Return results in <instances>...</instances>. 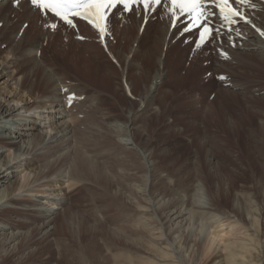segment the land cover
Listing matches in <instances>:
<instances>
[{
	"label": "rangeland",
	"instance_id": "obj_1",
	"mask_svg": "<svg viewBox=\"0 0 264 264\" xmlns=\"http://www.w3.org/2000/svg\"><path fill=\"white\" fill-rule=\"evenodd\" d=\"M186 25L184 23L182 27ZM46 32L43 30L40 36L43 43H46ZM80 37L83 36L75 35L72 40L84 43V37ZM198 37L199 33L191 42L195 43ZM214 38L215 34L208 47V64L200 65L187 54L182 59L176 52L167 56L170 47L165 48L161 67L163 76L157 90L149 96L147 90L157 68L158 57H154L152 62H146L136 56L140 48H145L143 40H133L124 49L117 44L112 51L98 44L89 48L88 55L96 57L93 64L96 65L98 61L114 69L95 76L85 75L84 71L83 74H78L73 70L77 68L74 67L76 63L68 55L58 57L53 69L56 88H62L65 92L64 104L69 111L66 118H73L75 135L82 137L86 152L93 161L96 176L89 171L80 170L85 182L70 189L67 197L62 195L61 202L55 205L54 222L59 229L53 230V233L43 235L38 231V225L22 224L23 230H30L27 231L28 234L31 232L28 235L30 239L26 242L29 247L33 246V252L37 254H26V261L80 264V259L87 257L85 260L92 264H107L113 260V256L120 261L129 257L140 264H147L149 260L155 264L157 253L166 245H157L150 239L149 228H161L165 225L162 229L166 231V238H171L164 216L166 205L156 203L160 198H174L177 205H190L198 186L207 204L212 203L215 192L221 195L224 204L226 194L230 199L234 190L241 187L256 193L258 186L264 183V74L249 72L244 63L234 60L233 71L218 69L212 71V75L205 80L200 76V80L191 81V68L198 67L202 75L206 70L215 68ZM115 51H120L121 59L114 58ZM123 52L128 54V60ZM75 53L79 52L75 50ZM40 54L39 50L38 55ZM31 55H34V51ZM47 59H55L52 52H48ZM19 65L17 64V68L22 72L30 67V63L24 60H20ZM137 65H140V70H137ZM175 72L176 75L173 74ZM221 76L225 79H220ZM7 79L8 75H3L0 82ZM126 84L130 86L133 96L130 92L126 94ZM218 90H226L228 93L232 91L229 94L234 95V98H220L224 105L227 103L221 113V107L216 104L217 96L211 101ZM70 96L73 97L71 101ZM208 102L211 103L207 105ZM132 114L137 117L131 123ZM114 122L133 124V136L130 137L139 147L134 142L124 145L123 136H117L109 128V124ZM37 164L43 166L46 161L40 160ZM208 173L212 179L207 178ZM22 195L28 198L26 193ZM31 213L28 211L21 216L32 222L34 216ZM64 218L66 221L69 219L67 225L70 226L67 229L63 226ZM196 220L191 225L195 232L199 228ZM259 220L262 224L261 218ZM14 222L20 224L18 219ZM257 229L259 230V225ZM190 233L191 231H184L186 240L182 242V252L185 254L190 251ZM27 243L23 244L27 246ZM171 248L175 255H179L177 248ZM93 250L96 255L91 259L88 254ZM105 255L107 256L104 257ZM13 256L14 254H7L0 262L14 264L16 257Z\"/></svg>",
	"mask_w": 264,
	"mask_h": 264
},
{
	"label": "bare ground",
	"instance_id": "obj_2",
	"mask_svg": "<svg viewBox=\"0 0 264 264\" xmlns=\"http://www.w3.org/2000/svg\"><path fill=\"white\" fill-rule=\"evenodd\" d=\"M250 2L252 6H241L250 22L246 23L237 18V23L228 25L220 18L213 19L216 28L220 29L218 33H214L215 38L213 39L215 68L206 70L202 75L198 67L193 69L191 66V81L200 80V76L205 80L212 75L214 70L218 69L233 71L235 70L232 65L234 60L244 63L249 72L257 71L264 74V36L257 31V29L264 31V0H250ZM188 22V17L185 15L173 25L171 15L163 5L150 10L147 14L141 7L129 13L118 7L108 15L107 31L102 40L97 28L86 20L76 19L74 29L58 17H54L53 14H45L29 0H0V80L3 75H8L7 80L0 82L1 260L5 259L7 254H14L13 257H16V260H13L14 264H43L25 260L26 254H32V256L37 254L33 252V246H28L26 241L30 239L28 235L31 232L28 234L30 230H27L28 232L23 230L22 224L26 226L29 223L36 227L39 226L38 231L43 235L51 234L53 230L59 229L55 227L53 210L56 208L55 205L61 202V196L67 197L70 189L76 187L78 183L85 182V177L79 173L80 170L89 171L90 174L96 176L93 161L86 152L82 137L75 135L73 118H66L69 111L64 104L63 94L65 92L62 88H56L53 69L57 65L58 57L68 55L73 59V63H76L74 67L77 68L73 70L78 74H83L84 71L85 75L95 76L107 70L111 71L113 67L107 64L102 65L98 61V65L93 64L96 57L88 55V50L92 46L96 47L98 44L112 51L116 49L117 44L124 49L133 40H143L145 48H140L136 56L146 62H152L154 57H158L157 68L147 90L149 96L157 90L163 76L161 67L165 48L170 47L167 56L176 52L181 59L187 54L192 61H198L200 65L209 63L208 47L212 39L200 48H196V43H192L191 39L199 33V29L184 32L182 26ZM52 24L56 27L52 28ZM43 30L47 31L44 36L46 43H43L40 37ZM78 34L84 37V43L72 40V37ZM39 50L40 55H38ZM75 50L79 53H75ZM33 51L34 55H31ZM49 51L55 58L52 61L47 59ZM119 52H113L117 60L121 59ZM224 53H227V56ZM124 56L128 60V54ZM20 60L30 63L27 71L22 72L20 68H17ZM136 67L140 70V65ZM125 91L127 95L130 92L133 96L128 84L125 85ZM229 93L226 90H218L212 97L211 101L217 96L216 104L221 107L219 113L225 109L227 104L224 105V101L220 98L222 96L234 98V95ZM210 103L208 102L207 105ZM135 116L134 114L130 116L131 123L135 121L137 117ZM131 123L114 122L109 124L111 125L109 128L117 136H123L124 145L134 142L139 147L130 137L133 136L131 127L133 124ZM249 149L246 148V150ZM40 160L46 161V164L38 165ZM58 163L61 164L56 168ZM87 175L86 173L85 176ZM206 176L210 178L211 174L208 173ZM13 178L15 179L12 180ZM258 187L257 194H253V191L245 187L234 190L230 199L226 194L225 204L222 203V197L218 192L213 193L212 203L207 204L199 186L193 194L194 200L192 199L190 205L186 203L177 205L173 201L174 198L172 200L160 198L156 203L166 205L164 216L168 223L166 229L171 238H166V231L162 229L165 225L161 228H149L150 239L157 245H166L157 253L155 264H264V183ZM141 190L146 191V189ZM22 193H26L28 198L23 197ZM28 211H31L34 216L32 222L25 219V216H21L27 214ZM68 213L69 211L67 215ZM16 218L20 224L14 222ZM260 218L262 224H260ZM65 219H62L63 226L67 229V226H70L67 225L69 219L67 221ZM195 219L198 221V232L192 231L191 225ZM257 225H259V230ZM184 231H191L188 240L190 251L186 254L182 252V242L186 240ZM23 243H27V246ZM171 247L177 248L179 255H175ZM89 255L91 259H94L95 251L88 254V257ZM83 258L80 259L82 261L80 264H92L85 260L87 257ZM99 259L103 258L99 257ZM112 259L107 264H140L134 261V258L132 260L129 257H124L123 261L113 256ZM146 263L152 264L153 262L149 260ZM0 264L3 263L0 262Z\"/></svg>",
	"mask_w": 264,
	"mask_h": 264
},
{
	"label": "snow or ice",
	"instance_id": "obj_3",
	"mask_svg": "<svg viewBox=\"0 0 264 264\" xmlns=\"http://www.w3.org/2000/svg\"><path fill=\"white\" fill-rule=\"evenodd\" d=\"M31 3L45 14L50 12L54 17L73 27L75 18L87 20L100 31L102 40L107 31V16L111 9L122 6L125 12H133L137 7H141L147 14L150 10L163 5L171 15L173 25L186 15L189 22L183 31L199 29L196 48L210 41L213 34L220 30L212 23V17L217 15L214 9L219 11L220 18L226 24L231 25L238 22L237 18L246 23L250 22L238 5L252 6L250 0H31ZM51 27L55 28L56 25L52 24ZM257 31L264 36V31L260 29ZM224 55L227 56V53ZM220 79L223 80L225 77L221 76ZM72 98L70 96L69 100Z\"/></svg>",
	"mask_w": 264,
	"mask_h": 264
}]
</instances>
